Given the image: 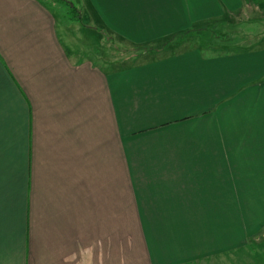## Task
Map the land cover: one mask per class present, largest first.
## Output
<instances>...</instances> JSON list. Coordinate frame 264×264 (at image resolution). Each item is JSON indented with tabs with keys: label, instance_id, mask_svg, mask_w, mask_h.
Segmentation results:
<instances>
[{
	"label": "crops",
	"instance_id": "crops-1",
	"mask_svg": "<svg viewBox=\"0 0 264 264\" xmlns=\"http://www.w3.org/2000/svg\"><path fill=\"white\" fill-rule=\"evenodd\" d=\"M82 1L109 59L94 27L63 42L45 1L0 0V264L252 261L264 46L237 24L264 0Z\"/></svg>",
	"mask_w": 264,
	"mask_h": 264
},
{
	"label": "rangeland",
	"instance_id": "rangeland-1",
	"mask_svg": "<svg viewBox=\"0 0 264 264\" xmlns=\"http://www.w3.org/2000/svg\"><path fill=\"white\" fill-rule=\"evenodd\" d=\"M71 1L70 4H74L78 9H80L81 15H79L78 18H72L70 21L66 22L65 20H68V18H64L61 16V14L54 8L51 6V10L52 12L56 15L57 17V28L59 30V34L62 37V41L64 42V40L68 43V39L69 36H75V41L76 42H84L85 38H84V33H82L79 30L85 31L87 27H94L95 29L93 30L95 33L92 32L94 38L97 40V43H100V38H101V45L100 50L98 49V55L101 54L102 49L105 50L106 52V57L107 59H109V55L112 53H118L116 52H112L113 48L115 49V44H118L117 40L113 43H111L108 38L106 39V36H104L105 34H103V30L102 28H100V26H96L95 24H92L91 22H89L87 20V11L85 6L82 4L83 1L82 0H69ZM249 17V18H248ZM64 27H66L67 29H65ZM237 28L240 31H244L245 28L249 29V32H251L252 34L255 33H261L260 37L257 38V45L259 46H264V38H262L261 36L264 37V14L262 15H257L255 13H250L249 16L244 15L240 18V20L238 21L237 24ZM206 34H199V39L195 38V35H192L193 39H196L197 42H202V41H206L208 37H211V35H216L217 32H219L220 30H217L216 28V24L214 23H210L209 25H207L206 27ZM223 32H225V34H227L229 37L231 36H235L233 35L232 32H230V29H226ZM241 34V33H238ZM237 45H253L256 41V38H238V37H234ZM64 39V40H63ZM94 45V43H91ZM111 48V49H110ZM86 45L81 44L80 45V52L82 53H86L87 50ZM96 55V56H98ZM263 243L260 244V246L257 248H255V253L253 254V259L252 261H248V262H242V263H238L237 264H259L258 262L260 261L261 263H264V247ZM240 255V253L238 254ZM238 261H242L241 259L243 258L241 255L238 257Z\"/></svg>",
	"mask_w": 264,
	"mask_h": 264
},
{
	"label": "trees",
	"instance_id": "trees-1",
	"mask_svg": "<svg viewBox=\"0 0 264 264\" xmlns=\"http://www.w3.org/2000/svg\"><path fill=\"white\" fill-rule=\"evenodd\" d=\"M47 3L48 7H54L62 17L68 18L66 22L72 18H78L81 15L80 9H78L73 3L70 4L69 0H43Z\"/></svg>",
	"mask_w": 264,
	"mask_h": 264
}]
</instances>
